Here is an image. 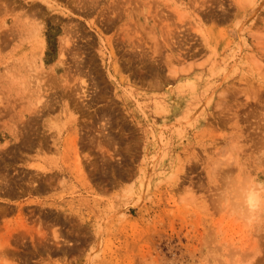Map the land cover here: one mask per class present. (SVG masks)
<instances>
[{
  "label": "rangeland",
  "instance_id": "374dc122",
  "mask_svg": "<svg viewBox=\"0 0 264 264\" xmlns=\"http://www.w3.org/2000/svg\"><path fill=\"white\" fill-rule=\"evenodd\" d=\"M0 264H264V0H0Z\"/></svg>",
  "mask_w": 264,
  "mask_h": 264
},
{
  "label": "bare ground",
  "instance_id": "6f19581e",
  "mask_svg": "<svg viewBox=\"0 0 264 264\" xmlns=\"http://www.w3.org/2000/svg\"><path fill=\"white\" fill-rule=\"evenodd\" d=\"M40 29H41V28H40ZM38 31H39V30H38ZM33 32H35V31H33ZM33 32H32V33H33ZM38 38H39V37H38ZM42 44H43V43H42ZM65 51H66V49L60 54V57H61V58H64V53H65ZM62 63H64L63 60L61 61V64H62ZM83 93H84V92H83ZM83 96H84V95H83Z\"/></svg>",
  "mask_w": 264,
  "mask_h": 264
}]
</instances>
